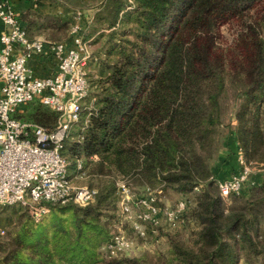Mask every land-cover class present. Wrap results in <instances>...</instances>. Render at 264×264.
Returning a JSON list of instances; mask_svg holds the SVG:
<instances>
[{
  "label": "trees",
  "instance_id": "16d2710c",
  "mask_svg": "<svg viewBox=\"0 0 264 264\" xmlns=\"http://www.w3.org/2000/svg\"><path fill=\"white\" fill-rule=\"evenodd\" d=\"M97 2L95 28L88 35L94 34V42L99 43V71L97 79L88 81L100 96L79 140L66 139L62 148L75 169L81 160L87 186L97 190L96 196L85 205L40 202L44 209L53 204L67 208L72 220L53 216L47 231L38 224L33 234L22 226L16 237L0 245V264H110L101 261L98 250L112 237L101 220L108 217L107 208L114 209V222L120 220L122 190L116 178L129 189L127 179L153 188L154 204L160 208L158 200L167 189L187 193L208 180L211 171L198 143L208 139L217 124V98L225 91L227 79L237 82V92L247 100L236 131L240 155L246 163L264 162V139L258 127L264 102V0ZM54 18L44 22L52 28ZM221 26L234 31L224 46L218 43L223 39ZM102 29L109 32H99ZM106 47L110 59L107 54L101 57ZM13 117L53 130L58 114L32 100ZM216 187L217 194H203L207 198L199 194L192 202L184 194L180 199L185 201L180 227L196 221L199 226L193 233L200 245L196 249L173 245L168 264H237L238 260L249 264L257 258L264 264V213L255 211L251 217L245 206L225 207L218 182ZM257 187L264 188L254 186L247 195H232L236 200H251ZM145 225V236L138 238L143 246L163 229ZM24 237L28 247L22 243Z\"/></svg>",
  "mask_w": 264,
  "mask_h": 264
},
{
  "label": "built area",
  "instance_id": "2783aa9c",
  "mask_svg": "<svg viewBox=\"0 0 264 264\" xmlns=\"http://www.w3.org/2000/svg\"><path fill=\"white\" fill-rule=\"evenodd\" d=\"M73 44L30 40L9 0H0V205H30L39 215L45 211L40 202L85 205L96 196L95 188L72 184L69 162L62 155L64 141L79 122L90 89L81 39L74 38ZM46 47L55 72L35 76L29 61L42 55ZM32 100L57 112L53 130L13 117ZM84 126L86 122L81 129ZM239 162L242 168L237 173L218 182L220 196L241 191L250 170L242 155ZM76 169L80 177L85 175L81 160H77ZM120 189L119 226L102 245L106 256L129 255L136 238L145 236L147 222L166 229L180 226L184 200L160 208L154 204V191L134 197L127 186L122 184Z\"/></svg>",
  "mask_w": 264,
  "mask_h": 264
},
{
  "label": "rangeland",
  "instance_id": "374dc122",
  "mask_svg": "<svg viewBox=\"0 0 264 264\" xmlns=\"http://www.w3.org/2000/svg\"><path fill=\"white\" fill-rule=\"evenodd\" d=\"M86 4H89L90 6H93L92 10L94 11L96 8V3L98 4V0H81ZM68 2V0H67ZM69 3V2H68ZM85 6V5H83ZM131 8V7H130ZM92 11V14H93ZM90 12V11H89ZM96 12V10H95ZM95 14V13H94ZM90 17V16H89ZM94 17V16H93ZM63 20H60V17H55L52 21L55 25H52V28L49 30L48 35L50 40H64L70 35H74L76 32L80 30L81 26V14L79 12H71L67 16L61 17ZM59 19L60 21L58 22ZM66 19V20H65ZM88 23L87 25L81 28L80 36H81V43L83 47V52L86 56V63H85V69L87 72V77L89 81H92L94 79H97L96 74H98V67L96 65V62L98 60V54H96L97 45L99 43L94 42V34L88 35L89 31L92 32V28H95L94 26V19L89 18L87 19ZM77 29V30H76ZM105 32L108 33V29H102L99 32ZM264 31L261 33L263 34ZM88 35V36H86ZM220 35L223 37L222 41H218L219 44L224 46V41H230L234 37V31L230 30L227 26H221L220 27ZM109 50H107V47L104 48L101 51V57L106 58V54L108 55L107 58L110 59L111 55L108 54ZM237 82H233L229 79L226 80V89L223 93H220L217 100H218V106L219 110L216 111L217 114V124L213 126L212 133L210 136H208V139H202L198 143V152L199 154L204 158L205 162L207 163L211 175L208 180H206L204 183H200L198 187H195L193 191L191 192H179V191H173L170 189H167L163 194L158 202L160 203V206L162 208L164 207H174L176 206V203L178 200H180L183 195L186 194L187 197L194 202V200L198 197L199 194H202L201 198H207L205 193L207 195L212 196V192L217 194V187L216 184L220 180L229 179L231 175L237 173H231L228 177L222 179L223 172L226 173V166L224 165L225 161L231 156L232 153H234V150L237 148V140H236V131L237 129H240L242 122L240 121L241 111L243 109L242 104L247 103L246 97L242 95L241 93H238L236 89ZM98 96H100L99 90L92 86L89 89V93L84 101V108L81 112V118L79 122L74 124L70 130L69 135L66 140L67 141H78L79 137L81 135V126L84 125V122L86 124L88 123V118L94 111L95 107L97 106V100ZM29 106V104H28ZM248 106H251L250 103H248ZM49 109V108H48ZM50 110V109H49ZM248 110H252L250 107ZM52 111V110H51ZM22 111L16 112V114L20 113ZM22 114H26V111H24ZM258 127L260 128V135L262 139H264V102L261 104L260 107V113L258 114ZM24 119V118H23ZM250 122H247L246 125L248 126ZM232 135H234L232 137ZM236 143V145H235ZM66 145V143H65ZM238 146V145H237ZM238 150V148H237ZM65 156L69 162V169L68 173L71 178V182L75 186H83L88 184V178L83 176L80 177L77 173V170L73 167V161H70L68 159L67 154L65 153ZM239 160V159H238ZM244 161V160H243ZM240 163V162H239ZM244 163L248 166L250 172L247 176L246 181L243 183V186L241 189H247L246 191H250V189L254 186H264V162H255L252 161L251 163ZM224 166V167H223ZM241 169V168H240ZM221 172V173H220ZM213 174V177H212ZM225 176V174H224ZM128 182V185H130V189L134 191L135 193L131 192L134 197L137 195H143L147 190L153 191V188H150L148 186H137L135 184V181L131 179L126 180ZM126 182H122V179L119 177L116 178V184L117 185H124ZM96 185V183H93ZM258 190L254 191L252 194L253 197L251 200L244 199V200H236L234 199L233 195H230L228 197H222L220 196V200L222 201L223 205L231 206V207H241L245 206L247 210H250V214L253 215L254 212H258L260 214L264 213V202H258V201H264V188L261 189V187H257ZM197 200V199H196ZM258 202V203H256ZM119 209V204H118ZM106 212V211H104ZM114 209L107 208L106 216H102V224H105L107 226L109 234L112 233V236L117 230V227L119 226L117 222H114ZM247 215V216H248ZM251 215V217H252ZM43 216V217H42ZM41 217L36 218L34 216V210L32 206L30 205H23L20 203L11 204V205H0V245L6 242H9L11 239L17 236L18 230L25 226L26 232L33 234L35 233V229L37 228L38 224L43 225V230H48L49 226L51 225L52 221L51 218L54 216L56 219L64 220L65 222L71 221L73 218V214L71 215V211L67 208H64L63 206H58L53 204V207H50V205H47L45 208V212L42 214ZM106 217V218H105ZM37 219V220H36ZM38 221V222H37ZM118 225V226H117ZM198 224L194 220H189V222L185 226H179L178 228H169L165 229L163 228L161 231H159L157 236L150 237L147 241L145 240L144 246L136 238V244L132 246L130 250V254L126 255V257L123 258H113L106 256L104 252L102 251V243L99 247V252L101 255V261L109 262L110 264H168L171 255L170 250L173 245H178L179 247H182L184 249H196L199 247V240L197 235H195L193 232L194 230L198 229ZM131 236L133 234L130 233ZM24 241L22 242L26 247H28V239L24 237ZM171 241H175V243H171ZM262 262L261 258H257V260L254 262L248 261L249 264H260ZM240 264V260H238V263Z\"/></svg>",
  "mask_w": 264,
  "mask_h": 264
},
{
  "label": "crops",
  "instance_id": "0c3cea01",
  "mask_svg": "<svg viewBox=\"0 0 264 264\" xmlns=\"http://www.w3.org/2000/svg\"><path fill=\"white\" fill-rule=\"evenodd\" d=\"M69 2V3H68ZM67 3L62 0L58 2H52L50 0H9L10 5L15 10L17 17L22 26H26L27 33L30 38L41 39L47 42H54V40L49 39L48 32L51 29L44 21L48 18L67 16L71 12H79L81 14V26L84 27L87 25L89 18H93L95 15V10H98L97 3L96 8L93 11V6L84 3L81 0H68ZM85 5V6H83ZM90 11V12H89ZM93 11V14H92ZM90 16V17H89ZM43 19V23L41 20ZM66 20V19H65ZM74 35H70L66 39L59 42H66L68 46H73V39L76 37L81 38L80 31ZM77 30V29H76ZM29 66L32 68L35 76H50L55 72L56 65L54 60L51 58L47 52V47L44 50V53L40 56L34 57L29 61ZM25 107V106H24ZM22 107V109L24 108ZM23 111V110H22ZM234 135H232L233 137ZM236 145V143H235ZM237 147V145H236ZM238 148V147H237ZM234 150V153L225 161L224 165L226 166V173L223 172L222 179L228 177L231 173H235L241 168L239 163L240 152ZM96 159V157H92ZM224 167V166H223ZM221 173V172H220ZM225 174V176H224ZM224 180V179H223ZM247 189H241L240 194L247 195Z\"/></svg>",
  "mask_w": 264,
  "mask_h": 264
}]
</instances>
